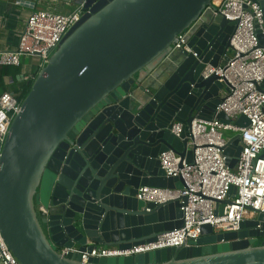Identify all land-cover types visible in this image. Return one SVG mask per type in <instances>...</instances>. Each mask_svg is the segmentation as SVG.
Segmentation results:
<instances>
[{"label": "water", "instance_id": "obj_1", "mask_svg": "<svg viewBox=\"0 0 264 264\" xmlns=\"http://www.w3.org/2000/svg\"><path fill=\"white\" fill-rule=\"evenodd\" d=\"M256 1L264 11V0ZM212 2L83 1L88 11L35 78L0 159V229L22 264H264V240L257 243L264 213L236 231L215 233L205 224L197 244L180 249L87 263L78 251L59 253L126 249L182 226L180 200L155 204L137 193L141 186L183 187L181 178L166 175L159 156L173 150L192 161L190 124L211 119L222 99L226 84L203 72L229 58L236 21L203 19ZM187 29L192 52L170 58ZM168 59V77L147 89L144 80ZM175 122L185 125L182 138L171 132ZM241 151L238 134L224 150L230 168Z\"/></svg>", "mask_w": 264, "mask_h": 264}, {"label": "built area", "instance_id": "obj_2", "mask_svg": "<svg viewBox=\"0 0 264 264\" xmlns=\"http://www.w3.org/2000/svg\"><path fill=\"white\" fill-rule=\"evenodd\" d=\"M207 10L214 16L236 21L229 58L217 67L208 65L203 72L205 77L216 74L219 81L226 84L221 91L222 99L211 119L195 118L190 124L186 137L193 151L192 161L173 150L159 156L166 175L181 178L183 187L141 186L137 193L138 199L155 204L180 200L182 226L159 234L154 241L126 249L95 245L79 251L62 247L59 253L63 256L78 251L82 262L87 263L92 257H123L171 247L180 249L197 244L205 224H210L215 233L236 231L243 221L264 213V90L259 88L264 81V11L256 0H213ZM87 11L82 3L68 14L53 10L32 12L19 35L17 47L0 52V66H18L23 57H29L37 60L38 70L43 69L67 32ZM189 34L190 29H187L177 36L174 51L192 52L188 45ZM22 102L11 91L0 96V159ZM220 113L228 120L219 118ZM242 116L249 123L237 124ZM184 126L182 122H175L171 132L182 138ZM224 131H232L241 138L242 151L234 168L229 167L224 154L234 136L226 137ZM233 187L236 192L231 194ZM223 201L227 203H221ZM40 213L47 215L48 210L41 207ZM0 264H22L3 238L1 229Z\"/></svg>", "mask_w": 264, "mask_h": 264}, {"label": "crops", "instance_id": "obj_3", "mask_svg": "<svg viewBox=\"0 0 264 264\" xmlns=\"http://www.w3.org/2000/svg\"><path fill=\"white\" fill-rule=\"evenodd\" d=\"M17 1L0 0V52L13 50L17 47L19 35L25 28L26 22L32 12L36 10H53L68 14L82 4L84 0H23L25 2L20 4ZM213 16L214 13L211 10H207L203 19ZM178 54H181V52L176 51L170 58H174ZM31 59L37 63L35 58H22L21 65H18L21 69L19 74H12L14 67H10L7 73L1 74L5 66H0V96L4 92L11 91L18 97L19 93L16 89L20 87V83L29 79L35 80L40 70H38L37 65L35 67L29 64L33 63ZM170 62L168 59L165 63L154 69L144 80V85H146L147 89H151L152 85L168 77L173 66L172 64L168 65Z\"/></svg>", "mask_w": 264, "mask_h": 264}, {"label": "trees", "instance_id": "obj_4", "mask_svg": "<svg viewBox=\"0 0 264 264\" xmlns=\"http://www.w3.org/2000/svg\"><path fill=\"white\" fill-rule=\"evenodd\" d=\"M10 67H14L13 71H12V74H19L20 73V67L18 66H13V65H10V66H5L3 67V70L1 72V74L3 73H7L8 72V69ZM16 76V75H14ZM33 82H34V79H29V80H25L23 82L20 83V87L16 89V91H18V98L20 100H24L25 97L28 95L29 91L31 90L32 88V85H33Z\"/></svg>", "mask_w": 264, "mask_h": 264}, {"label": "rangeland", "instance_id": "obj_5", "mask_svg": "<svg viewBox=\"0 0 264 264\" xmlns=\"http://www.w3.org/2000/svg\"><path fill=\"white\" fill-rule=\"evenodd\" d=\"M31 60H32V59H31ZM32 62H33V63H29V64H31V65H33V66L36 67L37 63H35L34 60H32ZM224 135H225L226 137H233V136H235L236 134H235L234 132H232V131H224ZM263 240H264V238H261L257 243H260V242H262Z\"/></svg>", "mask_w": 264, "mask_h": 264}, {"label": "bare ground", "instance_id": "obj_6", "mask_svg": "<svg viewBox=\"0 0 264 264\" xmlns=\"http://www.w3.org/2000/svg\"><path fill=\"white\" fill-rule=\"evenodd\" d=\"M216 2H218L219 0H215Z\"/></svg>", "mask_w": 264, "mask_h": 264}]
</instances>
